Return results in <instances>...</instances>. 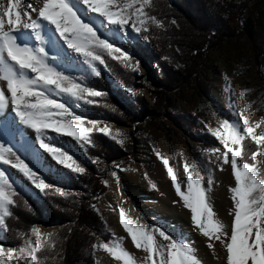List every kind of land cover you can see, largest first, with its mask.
<instances>
[{"label": "snow or ice", "instance_id": "6c2138e0", "mask_svg": "<svg viewBox=\"0 0 264 264\" xmlns=\"http://www.w3.org/2000/svg\"><path fill=\"white\" fill-rule=\"evenodd\" d=\"M22 2L0 0V113L10 109L9 126L22 127L34 134V142L25 139L19 149L35 161L39 162L46 154L71 173L82 174L85 168L59 140L72 138L85 149V154L87 147L95 143L93 133H102L118 144L123 141L117 139L119 133L113 134L107 126L100 127V121L87 118L83 111H75L83 105H94L93 98L106 94L65 74L57 66L58 58L50 57L49 47L82 61L93 75L99 76L98 65L107 66L106 58L132 67L129 54L104 38L102 27L116 33H127L130 28L147 41L151 26L161 29L164 23L150 12L154 0H37L38 6L26 4L30 11L22 9ZM127 91L137 95L132 89ZM69 100L75 103V108ZM250 107L246 105L238 113L242 125L224 119L219 128L208 127L211 136L223 145V150L213 147L209 154L217 156L219 170L230 165L234 180V186L228 188L232 205L230 225L219 218L214 208L210 171L204 175V169L196 163H185L186 182L182 183L169 159L156 152L176 196L190 212L193 228L207 238V247L213 252L219 244L225 254L224 264H264V131H256L264 125V119L252 124L246 115ZM19 134L24 136L23 132ZM248 139L256 145L250 156L244 143ZM14 147L0 143V231L6 218L14 215L11 209L16 206L14 198L19 194L11 169L22 174L40 193L53 189ZM92 162L98 161L94 158ZM112 175L119 181L116 172ZM151 187L155 189L156 185L152 183ZM53 190L60 196L70 195L60 187ZM119 222L134 247L145 254L142 259L137 260L120 242H102L93 247L121 264H206L187 242L160 228L137 224L123 208L119 210ZM31 235L34 241L25 238L18 248L0 245V264H41L39 253L50 237L36 227L31 229Z\"/></svg>", "mask_w": 264, "mask_h": 264}, {"label": "trees", "instance_id": "16d2710c", "mask_svg": "<svg viewBox=\"0 0 264 264\" xmlns=\"http://www.w3.org/2000/svg\"><path fill=\"white\" fill-rule=\"evenodd\" d=\"M249 0H154L151 14L163 21L164 27L157 29L151 26L148 36L153 48L132 37L119 38L114 32H102L104 38L114 41L130 56L132 67H126L111 58H106V65H98L99 76L91 73L83 63H66L61 66L65 74L90 86L106 95L93 98L94 105H83V113L89 119H111L126 123L134 121L133 131L141 127L138 107L149 118H167L181 128L193 126V120L183 113L176 112L175 95L181 96L180 87L188 84L193 93H209L204 74L206 73V54L215 49L228 36L234 34L232 21L237 19L239 25L251 39L259 36L261 14L247 11ZM175 23H172V21ZM255 64L264 65V47L251 43ZM147 68L153 86L141 85L136 80L137 61ZM153 67V68H152ZM142 88L149 94L152 107L147 109L143 101ZM132 89L137 95L129 97L126 90ZM106 105V106H105ZM173 132L172 127H165ZM200 141L210 143L212 140L204 133L197 134ZM94 145L82 149L83 157L74 156L85 168L82 174L64 171L58 175L57 183L46 180L55 187L67 189L70 195L60 196L53 189L46 194L39 190H18L16 206L12 207L14 215L6 218V224L0 235V243L17 247L22 236L35 223L52 224L46 236L49 240L39 253L41 264H92L88 247L96 240L92 228H101L94 203L98 195L104 191L105 185L99 174L88 164L94 157H101L105 162L121 165V161L131 155V144L122 148L102 133H93ZM248 156L256 150V145L246 140ZM20 145L14 147L19 149ZM18 155L30 161L32 166L41 172L40 166L23 149ZM170 165V164H169ZM171 166V165H170ZM173 229V228H172ZM175 229V228H174ZM103 242L106 237L99 234ZM176 238L175 235H173ZM177 239V238H176Z\"/></svg>", "mask_w": 264, "mask_h": 264}, {"label": "rangeland", "instance_id": "374dc122", "mask_svg": "<svg viewBox=\"0 0 264 264\" xmlns=\"http://www.w3.org/2000/svg\"><path fill=\"white\" fill-rule=\"evenodd\" d=\"M247 11L252 14H261L259 23V36L251 39L247 36L244 28L239 25V21L234 19L232 25L235 26L234 34L228 36L215 49H211L206 54V73L204 74L209 93H193L188 84L183 83L180 87L181 96L175 95L177 103L176 112H180L193 120V126L190 128H181L167 118L153 119L144 114L138 107V116L141 120V127L133 131L134 121L126 123L115 122L111 119H101L100 127L107 126L113 134L119 133L117 139L123 141L122 144L116 143L115 140L108 137L122 148L131 144V155L129 158L121 161V165L114 162L107 163L101 157H94L97 163L92 159L89 165L99 174L100 180L105 185L95 200L94 210L98 215L101 228H92L96 240L87 248L92 259V264H121L102 249L94 248L93 245L102 243L103 234L106 237L104 242H120L123 247L133 254L137 259L142 258L145 254L132 245L131 238L123 229L119 222V210L123 208L128 217L137 224L147 225L149 228H160L170 235H175L178 240H183L182 226L179 223L177 214L179 212H189L182 205L179 197L176 196L172 187L171 180L167 176L166 169L156 155V152L169 159V164L174 169L178 180L186 182V176L183 171L185 163L191 165L196 163L198 168L204 169L202 174L207 175L210 171L213 177V186L211 192L212 202H227L231 204L228 188L234 186V180L231 177L230 165H225L224 170H219V160L216 155L209 154L213 147H219L223 150V145L211 136L208 127L219 128L220 122L227 119L231 122L239 121L238 113L246 105H251L246 115L249 116L250 122L256 124L264 119V65L258 67L252 54L251 43L256 42L262 48L264 47V0H249ZM101 31L106 33L114 32L119 38L132 37L136 41H141L153 48L151 38L147 41L142 35L131 32L116 33L107 26L102 27ZM148 35V34H147ZM82 63L75 57L69 58L64 63H58L57 66L66 63ZM153 68V67H152ZM136 80L141 85L153 86V80L149 77L146 66L137 61ZM231 89V90H229ZM241 92L244 95L241 96ZM126 95L131 97V93L126 90ZM143 101L145 107H152V101L149 94L142 88ZM69 103H75L69 100ZM80 113L81 108H75ZM165 127H172L173 132L167 131ZM257 133L264 131V125L256 129ZM204 133L212 140L210 143L202 142L198 139L197 134ZM27 139L34 142L35 136H24L23 139L13 141L0 133V143L6 146H17ZM62 145L73 157H83L82 148L77 142L70 137H64L59 140ZM93 158V159H94ZM36 164L40 166L41 172H38L46 180L57 183L58 175L68 169L57 165L46 154ZM12 179L23 190H37L31 185L26 178L11 169ZM70 171V170H68ZM117 173L119 181L112 175ZM80 175V173H77ZM76 174V175H77ZM154 183L156 188L153 189L151 184ZM58 187V185H57ZM67 192L68 190L65 189ZM232 207V206H231ZM231 207H227L229 212ZM39 228L43 235H47L53 227L52 224L35 223L23 239H32L31 229ZM173 228V229H172ZM175 228V229H174ZM0 231V235L2 232ZM198 232L197 230H195ZM0 245H3L0 243ZM10 247L9 245H3ZM131 250V251H130Z\"/></svg>", "mask_w": 264, "mask_h": 264}, {"label": "bare ground", "instance_id": "6f19581e", "mask_svg": "<svg viewBox=\"0 0 264 264\" xmlns=\"http://www.w3.org/2000/svg\"><path fill=\"white\" fill-rule=\"evenodd\" d=\"M27 3H32L34 6H38L37 0H23L21 5L22 9L30 11V9L26 8ZM33 15L35 16V13H33ZM49 55L50 57H57L58 63H64V61L73 57L68 55L67 53L57 51L56 49H53L51 47H49ZM9 113L10 109L4 113H0L1 134L13 141L23 139L26 135L33 136V133H31L30 130H26L22 127L16 126L10 127L8 124V120H10ZM21 132L24 133L23 137L19 134ZM213 205L219 218H221L225 223H228L230 225L231 217L229 215V212H227V207H231L232 205L227 204V202L225 201H215L213 202ZM177 218L179 219L178 222L181 223L182 226L183 241L187 242L191 247L195 249V254L202 258L206 262V264H224L225 254L223 252V249L220 248L218 243L215 252H213V250L207 247V238L203 237L195 231L191 223L190 214L188 212H179L177 214ZM216 257H219V259H217Z\"/></svg>", "mask_w": 264, "mask_h": 264}]
</instances>
